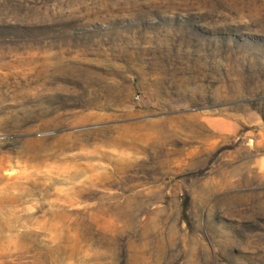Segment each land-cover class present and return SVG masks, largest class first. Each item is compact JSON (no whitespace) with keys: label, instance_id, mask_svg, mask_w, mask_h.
<instances>
[{"label":"rangeland","instance_id":"rangeland-1","mask_svg":"<svg viewBox=\"0 0 264 264\" xmlns=\"http://www.w3.org/2000/svg\"><path fill=\"white\" fill-rule=\"evenodd\" d=\"M0 264H264V0H0Z\"/></svg>","mask_w":264,"mask_h":264}]
</instances>
